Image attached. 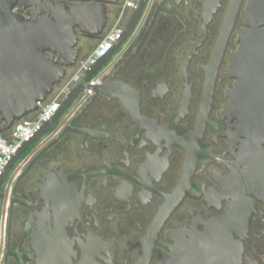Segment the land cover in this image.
I'll return each instance as SVG.
<instances>
[{"label": "flooded vegetation", "instance_id": "obj_1", "mask_svg": "<svg viewBox=\"0 0 264 264\" xmlns=\"http://www.w3.org/2000/svg\"><path fill=\"white\" fill-rule=\"evenodd\" d=\"M110 1L100 38L76 28L78 43H87L81 57L109 31L113 10L120 14L121 0ZM233 2L148 0L129 38L91 80L126 105L100 94L82 112L93 93H80L6 174L0 264H264V122L252 130L227 112L248 0L196 136L207 69ZM77 4L40 0L14 12L34 22L41 9L69 14ZM194 141L187 173L185 146Z\"/></svg>", "mask_w": 264, "mask_h": 264}, {"label": "water", "instance_id": "obj_2", "mask_svg": "<svg viewBox=\"0 0 264 264\" xmlns=\"http://www.w3.org/2000/svg\"><path fill=\"white\" fill-rule=\"evenodd\" d=\"M36 1L40 0H0V134H8L16 121L35 113L39 109V104L48 99L55 86L60 84L66 76V68L76 65L81 53V50L77 48L76 28L90 39L100 38L105 25L106 5H114L110 0H63L77 1L78 4L70 9L69 14L62 10L55 15V12L50 9H41L37 11V14H44V16L34 17V22L22 13L14 12L18 7L26 10ZM242 1L234 0L211 68L207 69V87L199 132H196V136H199L204 128L205 116L211 106L215 68L234 28ZM147 4L148 0H138L137 7L130 13L119 40L111 52L90 65L76 78L61 100L56 114L15 153L0 178V200L4 197V180L10 168L34 140L55 128L56 120L66 112L80 93L88 90L93 92L91 101L82 112L86 111L100 94L111 96L126 105L124 96L115 95L110 90H106L103 85L92 84L91 78L126 42ZM95 6H99L101 11L95 10ZM153 23L154 18L139 48L144 43ZM241 23L244 29L239 33L238 50L231 55L229 71L230 77L236 80V88L230 94L231 103L227 112L252 129L255 122H264V0H248L247 8L241 15ZM87 24L91 27L95 25L96 30L90 32L84 29V25ZM63 49L65 50L62 51ZM186 104L188 100L185 106ZM195 142L193 146H185L188 152L187 173L192 172L194 165ZM145 260L143 264L147 262L146 258Z\"/></svg>", "mask_w": 264, "mask_h": 264}, {"label": "built area", "instance_id": "obj_3", "mask_svg": "<svg viewBox=\"0 0 264 264\" xmlns=\"http://www.w3.org/2000/svg\"><path fill=\"white\" fill-rule=\"evenodd\" d=\"M138 0H121L120 14L112 26V29L106 34L93 50L91 55L81 61L80 72L82 73L90 65L95 64L99 59L107 56L119 40L124 23L123 17L132 12L137 7ZM93 84V81H91ZM67 87L55 95L53 99L48 98L45 102L39 104V109L27 117L16 121L8 134H0V178L5 167L10 163L15 153L23 144L30 141L58 111L63 94H66Z\"/></svg>", "mask_w": 264, "mask_h": 264}, {"label": "rangeland", "instance_id": "obj_4", "mask_svg": "<svg viewBox=\"0 0 264 264\" xmlns=\"http://www.w3.org/2000/svg\"><path fill=\"white\" fill-rule=\"evenodd\" d=\"M112 15H113V21H112V25H110V27H109V31L112 29V26L115 24V22L117 21V19H118V17H119V10L118 11H116V10H113V12H112ZM109 31H107V33L106 34H108V32ZM105 34V35H106ZM85 44H87L86 42H85V40H80V43H78V45H77V48L80 50V48H79V46H82V45H85ZM90 45H91V47H92V49H91V52L88 54V52H87V54H86V56H84V57H81L82 56V50H81V53H80V57H79V59H78V61H77V63H76V65L75 66H73V67H70V68H66V76L62 79V81H61V83L60 84H58L57 86H55V88H54V91L52 92V94L48 97V98H50V99H53V97L55 96V95H57L58 93H60L63 89H65L66 87H67V90H66V92H68L69 91V88L73 85V83H74V81L76 80V78L81 74V72H80V68H81V61L82 60H85V59H87L88 57H89V55H91V53L93 52V50L97 47V45H98V43L96 42H94V43H90ZM89 50V49H88ZM87 50V51H88ZM123 53V52H122ZM122 53H121V55H122ZM120 54V53H119ZM121 55L119 56V57H121ZM67 94V93H66ZM66 94H63V97L66 95ZM88 94H90V93H88L87 91L84 93V96L85 95H88ZM78 105L79 104H77V106H75L74 107V110H76V108L78 107ZM74 110L73 111H71L70 113L72 114L73 112H74Z\"/></svg>", "mask_w": 264, "mask_h": 264}, {"label": "bare ground", "instance_id": "obj_5", "mask_svg": "<svg viewBox=\"0 0 264 264\" xmlns=\"http://www.w3.org/2000/svg\"><path fill=\"white\" fill-rule=\"evenodd\" d=\"M84 27L87 28L86 30H88L90 32L96 30V28H95L96 26L95 25L94 26L92 25V27H91L90 25L87 24L86 26L84 25ZM93 28H95V29H93ZM64 50L65 49H63L62 51H64ZM87 92L90 93V94L93 93L92 91H89V90Z\"/></svg>", "mask_w": 264, "mask_h": 264}, {"label": "trees", "instance_id": "obj_6", "mask_svg": "<svg viewBox=\"0 0 264 264\" xmlns=\"http://www.w3.org/2000/svg\"><path fill=\"white\" fill-rule=\"evenodd\" d=\"M95 76H96V75H94V76L91 78V80H93Z\"/></svg>", "mask_w": 264, "mask_h": 264}]
</instances>
